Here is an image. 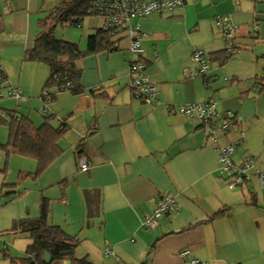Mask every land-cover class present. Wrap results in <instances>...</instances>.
I'll return each instance as SVG.
<instances>
[{"label": "crops", "instance_id": "obj_1", "mask_svg": "<svg viewBox=\"0 0 264 264\" xmlns=\"http://www.w3.org/2000/svg\"><path fill=\"white\" fill-rule=\"evenodd\" d=\"M59 3L0 0V112L40 126L36 114L43 117L46 109L53 128H66L56 139L60 153L36 175L35 158L4 148L10 130L0 125V264H26L32 240L16 224L38 218L43 198L50 223L75 237L76 257L91 264H264V187L253 177L230 189L218 174L215 150L231 144L234 162L251 156L264 173V0H184L170 14L130 20L143 34L158 103L145 104L131 92L129 63L138 57L121 39L117 49L77 61L83 93L59 92L46 105L41 95L49 69L24 54L39 20ZM218 16L236 26L228 59ZM101 25L89 16L59 34L55 27L54 35L83 52ZM196 49L209 61L205 74L192 62ZM9 88L20 89L23 99L8 95ZM210 101L231 125L217 145L197 120L177 112ZM14 156L26 166L19 168ZM81 161L90 164L87 171ZM164 196L177 210L144 227Z\"/></svg>", "mask_w": 264, "mask_h": 264}, {"label": "trees", "instance_id": "obj_2", "mask_svg": "<svg viewBox=\"0 0 264 264\" xmlns=\"http://www.w3.org/2000/svg\"><path fill=\"white\" fill-rule=\"evenodd\" d=\"M94 1L60 0L53 12L38 22L33 46L25 52L24 59L49 69V77L41 95L46 105L51 104L59 92H69L74 95L83 93L85 89L81 84V72L77 68V61L87 55L113 51L117 49L115 45L119 40L125 39L122 34L105 32L99 28L88 38L87 48L82 52L75 44L55 37L54 31L57 24L76 27L83 18L94 16L91 11ZM231 56L226 53L225 59ZM90 92L96 94L94 89ZM1 114L9 118V121H6L0 115V125H5L10 130L9 142L4 148L20 156L35 158L38 163L36 175L42 172L60 153L61 149L56 139L66 128L64 126L53 128L48 115H43L44 122L40 126H35L26 116H20L15 120L11 111L4 110ZM49 214L48 200L43 198L38 218L21 220L16 224L19 230L27 233L32 240V244L27 249L29 257L26 259V264H58L60 262L91 264L85 258L76 257L78 240L51 224ZM46 253L50 257L49 263L43 260Z\"/></svg>", "mask_w": 264, "mask_h": 264}, {"label": "built area", "instance_id": "obj_3", "mask_svg": "<svg viewBox=\"0 0 264 264\" xmlns=\"http://www.w3.org/2000/svg\"><path fill=\"white\" fill-rule=\"evenodd\" d=\"M10 2L12 0H3ZM184 0H95L91 11L94 17L102 21L101 29L105 32H116L122 34L128 41L127 51L130 55H136L138 60L129 63V87L133 95L145 104L158 103V92L151 82L147 73V63L143 59L142 37L143 34L137 26L129 25V21L135 18H143L149 15H166L182 6ZM216 26L222 30L226 53L233 55L236 49L234 42L236 26L233 25L228 16H218L215 18ZM79 26V25H78ZM192 62L198 67L200 74H205L209 68V61L205 58L201 49L194 50ZM0 68V77H1ZM8 95L16 100L23 99L20 89L9 88ZM4 93L0 91V98ZM177 112L186 118L198 121L200 126L205 127L209 133L211 142L217 145L221 133H226L231 129V125L220 120L216 111V102L210 101L206 104H192L177 107ZM43 115H48L46 109L42 110ZM244 136L243 132L239 133ZM218 157V174L225 179L230 189L243 185L256 177L260 185L264 187V173L256 167V161L251 156H244L241 161L234 162V146L231 144L217 145L215 148ZM90 164L86 161L80 162L81 171H87ZM177 205L172 197L164 196L158 200L156 210L144 217L142 225L146 228L156 227L165 214L175 212ZM106 250V255L110 254ZM189 251L183 250L179 255L187 257ZM185 264H199L196 260L187 261Z\"/></svg>", "mask_w": 264, "mask_h": 264}, {"label": "rangeland", "instance_id": "obj_4", "mask_svg": "<svg viewBox=\"0 0 264 264\" xmlns=\"http://www.w3.org/2000/svg\"><path fill=\"white\" fill-rule=\"evenodd\" d=\"M63 27H70V26H68L67 24H65V25H62V24H57L56 25V29H57V33L59 34V32L61 31L60 29L61 28H63ZM71 27H75V26H71ZM70 27V28H71ZM76 28V27H75ZM54 33H55V31H54ZM36 116H37V118H39V123H36V124H41L43 121H44V118L42 117V115L39 113V114H36ZM0 127H2V126H0ZM0 129H2V128H0ZM5 135V134H4ZM15 158L14 159H16L17 161H19L18 163H19V168H21V166H26V163H21L22 162V160H21V157H16V156H14ZM18 168V167H17ZM241 186V185H240Z\"/></svg>", "mask_w": 264, "mask_h": 264}, {"label": "water", "instance_id": "obj_5", "mask_svg": "<svg viewBox=\"0 0 264 264\" xmlns=\"http://www.w3.org/2000/svg\"><path fill=\"white\" fill-rule=\"evenodd\" d=\"M43 260H44L45 263H49L50 262V257H49V255L47 253L44 255Z\"/></svg>", "mask_w": 264, "mask_h": 264}]
</instances>
